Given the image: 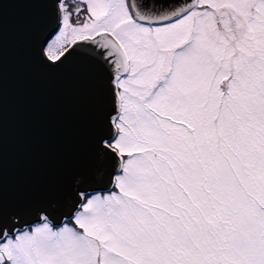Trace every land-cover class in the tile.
Masks as SVG:
<instances>
[{
	"label": "snow or ice",
	"instance_id": "6c2138e0",
	"mask_svg": "<svg viewBox=\"0 0 264 264\" xmlns=\"http://www.w3.org/2000/svg\"><path fill=\"white\" fill-rule=\"evenodd\" d=\"M33 4L39 63L84 60L96 118L49 194L0 181V264H264V0Z\"/></svg>",
	"mask_w": 264,
	"mask_h": 264
},
{
	"label": "water",
	"instance_id": "95a60500",
	"mask_svg": "<svg viewBox=\"0 0 264 264\" xmlns=\"http://www.w3.org/2000/svg\"><path fill=\"white\" fill-rule=\"evenodd\" d=\"M0 9V181L6 204L42 197L86 157L96 118L92 69L73 56L57 72L38 61L46 10L33 0Z\"/></svg>",
	"mask_w": 264,
	"mask_h": 264
}]
</instances>
